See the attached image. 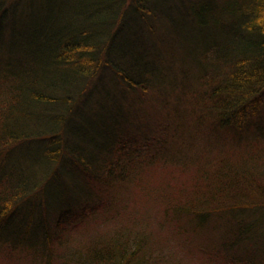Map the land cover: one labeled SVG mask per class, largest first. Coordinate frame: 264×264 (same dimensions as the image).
Listing matches in <instances>:
<instances>
[{
	"label": "trees",
	"instance_id": "16d2710c",
	"mask_svg": "<svg viewBox=\"0 0 264 264\" xmlns=\"http://www.w3.org/2000/svg\"><path fill=\"white\" fill-rule=\"evenodd\" d=\"M74 1L0 0V264H264V0Z\"/></svg>",
	"mask_w": 264,
	"mask_h": 264
},
{
	"label": "rangeland",
	"instance_id": "374dc122",
	"mask_svg": "<svg viewBox=\"0 0 264 264\" xmlns=\"http://www.w3.org/2000/svg\"><path fill=\"white\" fill-rule=\"evenodd\" d=\"M74 1V0H73ZM75 2V1H74ZM73 2L71 1L69 4L71 5ZM37 5H40V2H37ZM36 5V8H35V14H34V16L38 13V11H39V7ZM72 6V5H71ZM27 15V14H26ZM33 16V17H34ZM62 21V18L61 17H59L58 19H54V21H52V27H53V29L56 31V29H58V28H60L61 27V24H60V22ZM206 40V39H205ZM261 113H262V116L264 117V100H263V103H262V105H261ZM27 155H29L26 159H34L35 160V158L38 156V155H36V151H34L33 153H31V152H27L26 153ZM37 164V163H36ZM27 167L28 168H30L31 167V165H30V163H28L27 164ZM26 167V168H27ZM23 170L24 171H26L25 170V168H23ZM143 199H141V201H142ZM126 203L128 204V206L130 205V203H128V200L126 201ZM133 204H134V206H140L141 205V202L140 201H136L135 202V200L133 199ZM119 206L121 207V208H123L122 207V204L120 203L119 204ZM131 206V205H130ZM152 220V219H151ZM182 239L184 238V237H181ZM199 238H200V245L202 246H204V241H203V239L204 238H206V240H207V236L205 235V236H199ZM165 239H167L166 237H165ZM205 240V239H204ZM201 242H202V244H201ZM199 243H195L193 240H191V241H189L188 242V244H190V245H192L193 247L194 246H196V245H198ZM187 244V243H186ZM183 246V245H185V243H183V242H176L175 241V243L173 244V242H172V244L170 245V249H171V252H172V258L173 259H176V258H178V257H180V258H182V257H184V261L187 263V264H206V260H208L209 258H206L205 256H203V254H201L199 251V254H200V257H199V255L197 254V253H195L194 255H184V254H182V252H181V249H182V247L181 246ZM197 250H198V248H197ZM196 250V251H197ZM175 256V257H174ZM187 257V258H186ZM27 264H33V263H30V262H28Z\"/></svg>",
	"mask_w": 264,
	"mask_h": 264
}]
</instances>
